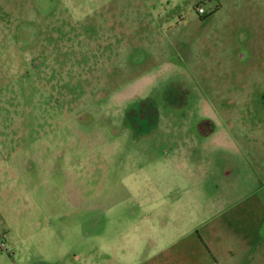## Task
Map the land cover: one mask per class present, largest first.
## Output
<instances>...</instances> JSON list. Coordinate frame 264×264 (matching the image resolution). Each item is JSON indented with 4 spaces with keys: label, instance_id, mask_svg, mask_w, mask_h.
<instances>
[{
    "label": "rangeland",
    "instance_id": "rangeland-1",
    "mask_svg": "<svg viewBox=\"0 0 264 264\" xmlns=\"http://www.w3.org/2000/svg\"><path fill=\"white\" fill-rule=\"evenodd\" d=\"M0 242L264 264V0H0Z\"/></svg>",
    "mask_w": 264,
    "mask_h": 264
},
{
    "label": "flooded vegetation",
    "instance_id": "flooded-vegetation-1",
    "mask_svg": "<svg viewBox=\"0 0 264 264\" xmlns=\"http://www.w3.org/2000/svg\"><path fill=\"white\" fill-rule=\"evenodd\" d=\"M206 14V13H205ZM205 14H201V15H205ZM204 18H206V17H204ZM203 20V19H202ZM207 20V19H206ZM131 113H133V111H131ZM3 246H5V244L4 243H2V242H0V249H4V247Z\"/></svg>",
    "mask_w": 264,
    "mask_h": 264
},
{
    "label": "built area",
    "instance_id": "built-area-1",
    "mask_svg": "<svg viewBox=\"0 0 264 264\" xmlns=\"http://www.w3.org/2000/svg\"><path fill=\"white\" fill-rule=\"evenodd\" d=\"M205 10L203 8H199V14H205ZM4 247V246H3Z\"/></svg>",
    "mask_w": 264,
    "mask_h": 264
}]
</instances>
